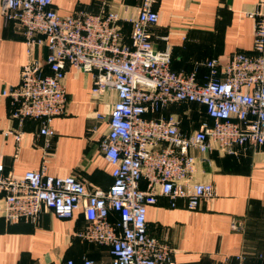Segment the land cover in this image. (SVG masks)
Wrapping results in <instances>:
<instances>
[{
	"label": "built area",
	"instance_id": "1",
	"mask_svg": "<svg viewBox=\"0 0 264 264\" xmlns=\"http://www.w3.org/2000/svg\"><path fill=\"white\" fill-rule=\"evenodd\" d=\"M157 2L141 1L126 44L116 12L77 11L61 17L52 0H0L1 14L22 29L28 58L18 83L4 94L12 106L10 118L19 127L32 120L40 136L54 137L51 123L67 108V68L92 75V95L112 90L117 97L100 145L112 166L107 190L87 192L73 176H47L44 166L21 176L4 174L0 163L1 220L35 222L45 210L70 219L82 209L91 224L87 238L107 246L112 257L108 263L84 259L65 264H175L168 246L148 234L147 207L161 195L172 208L182 199L195 211L214 196L211 184L191 181L195 158L190 150L234 154L236 147L264 145V0L248 14L254 21L252 52L234 54L222 66L217 60L204 63L209 79L203 85L193 74L172 71L171 53L153 47L149 28L159 21L153 9ZM38 47L46 49L44 60L34 57ZM175 104L204 106L208 121L185 136L173 116L157 117ZM10 134L17 142L22 138L20 130L0 132ZM143 178L144 190L139 186ZM111 212L118 217L116 224L108 221ZM231 228L238 230V223Z\"/></svg>",
	"mask_w": 264,
	"mask_h": 264
},
{
	"label": "crops",
	"instance_id": "2",
	"mask_svg": "<svg viewBox=\"0 0 264 264\" xmlns=\"http://www.w3.org/2000/svg\"><path fill=\"white\" fill-rule=\"evenodd\" d=\"M52 1L61 17L77 11L116 12L122 18L123 41L130 44L131 20L142 0ZM257 1L158 0L153 9L159 21L149 28L151 43L156 50L171 53L172 71L193 74L203 85L209 79L204 63L217 60L222 66L234 54L252 52L254 21L248 14ZM46 54L44 47H38L34 57L44 60ZM27 60L22 29L0 12V132H22L19 142L12 134L0 135L4 174L21 176L44 166L47 176H73L87 192L107 190L112 183V166L100 145L108 132L115 92L107 90L94 96L92 75L67 68L66 112L53 119L55 135L47 139L39 135L37 122L26 120L19 127L10 118L12 106L4 95L18 83ZM44 73H49L47 68ZM160 116L177 119L185 136L208 121L204 106L198 104H175L159 112ZM189 154L195 158L191 181L211 184L214 196L202 200L195 211H189L182 199L172 208L168 197L157 196L156 204L146 211L148 234L168 246L175 264H264V145L246 144L236 147L234 154L217 150L206 154L190 150ZM139 186L146 189V179ZM108 221L116 224L117 215L111 212ZM235 221L238 230L231 228ZM90 227L82 209L70 219L58 218L48 210L35 222L6 224L0 219V264H65L84 259L110 262L109 248L87 238Z\"/></svg>",
	"mask_w": 264,
	"mask_h": 264
}]
</instances>
